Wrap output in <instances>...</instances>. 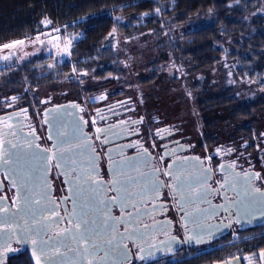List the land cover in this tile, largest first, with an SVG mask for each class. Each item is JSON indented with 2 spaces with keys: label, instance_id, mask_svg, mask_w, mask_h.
Returning a JSON list of instances; mask_svg holds the SVG:
<instances>
[{
  "label": "flooded vegetation",
  "instance_id": "flooded-vegetation-1",
  "mask_svg": "<svg viewBox=\"0 0 264 264\" xmlns=\"http://www.w3.org/2000/svg\"><path fill=\"white\" fill-rule=\"evenodd\" d=\"M64 97L35 108L19 93L0 97V228L10 231L0 264H264V124L245 121L234 141L197 139L162 106L141 112L103 87ZM70 100L84 128L53 145L42 111ZM34 147L48 151L37 193L14 175L35 169L18 156ZM25 186L34 199L17 198ZM31 204L48 211H17Z\"/></svg>",
  "mask_w": 264,
  "mask_h": 264
},
{
  "label": "trees",
  "instance_id": "trees-1",
  "mask_svg": "<svg viewBox=\"0 0 264 264\" xmlns=\"http://www.w3.org/2000/svg\"><path fill=\"white\" fill-rule=\"evenodd\" d=\"M260 4V0H0V48L51 30L81 34L72 42L68 59L44 73L38 71L43 56L35 55L8 68L1 66L0 78L10 88L25 86L24 97L36 105L29 88L72 81V71L82 79L115 73L110 64L115 58L116 34L132 37L152 31L161 35L165 28L206 19L207 23L179 37L165 36L161 45L168 46L173 57L196 72L210 70L226 56L235 61L234 69H230L236 75L258 80L264 77V14L256 13ZM229 38L232 48L226 50L225 40ZM156 78V69H151L138 84L147 85ZM109 84L105 81L95 89H109ZM71 85L72 93L78 92L70 97H78L79 92L89 94L90 88H81L77 80ZM193 99L201 116L206 117V112L210 115L201 121L205 139L219 135L213 130L226 125L228 130L223 133L234 141L241 132L238 123L250 124L255 114L264 110V91L251 86L239 94L234 86L224 83L216 92H196ZM23 262L19 258L14 264Z\"/></svg>",
  "mask_w": 264,
  "mask_h": 264
},
{
  "label": "rangeland",
  "instance_id": "rangeland-1",
  "mask_svg": "<svg viewBox=\"0 0 264 264\" xmlns=\"http://www.w3.org/2000/svg\"><path fill=\"white\" fill-rule=\"evenodd\" d=\"M260 1L261 4L256 13L264 14V0ZM145 18L146 15H144ZM205 23H207L206 19H195L182 25H174L170 29L165 28L161 35L149 31L126 37L122 33H118L114 39L115 58L110 64L115 73L104 78L82 79L77 76L76 72L72 71L70 72V77L74 78L72 81L46 83L29 88L30 98H36L37 104H39L40 98L52 96L53 99H60L64 95L60 96L59 93L66 92L64 97L66 99L78 92L75 90L72 93L71 90V84L76 83V80L81 88L88 87L90 89H95L97 85L107 81L111 86L108 89L110 93L119 94L123 91L122 94L130 97L141 112L146 106H162L157 111L162 112L172 121L182 122L187 132L199 139L202 133L201 121L210 115L209 112H206V117H203L198 113L193 104V95L196 92L203 89L216 92L224 83L234 86L239 94L246 92L250 86L261 92L264 91V77L251 80L248 77L243 78L236 75L230 69V67L234 69L235 61H229L226 56L221 57V60L210 70L196 72L191 69V65L184 64L183 61L173 57L168 46L161 45L165 36L179 37L189 29ZM80 35V33H62V31L51 30L31 39L11 42L8 45L10 47L3 46L0 48V67L8 68L16 63L27 61L35 55H42L43 58L39 62L38 71L44 73L47 69L68 59V50L72 42L77 40ZM224 46L226 50H230L232 40L226 39ZM151 69H156L157 78L155 81L147 85H139L138 80L143 76H148ZM72 73L75 75L73 76ZM25 90V86L10 88L4 85L0 78V97L10 93H19L25 105L35 108L32 99L24 97L23 92ZM80 93L77 94L78 97L73 96L71 98L81 99L87 96ZM251 120H256L258 124L263 125L264 110L256 113ZM249 122L251 123V121ZM243 123L238 124L242 125ZM224 127L226 125L221 128L217 127L216 131L224 135L223 132L228 130ZM256 127L260 128L259 125L255 124Z\"/></svg>",
  "mask_w": 264,
  "mask_h": 264
},
{
  "label": "water",
  "instance_id": "water-1",
  "mask_svg": "<svg viewBox=\"0 0 264 264\" xmlns=\"http://www.w3.org/2000/svg\"><path fill=\"white\" fill-rule=\"evenodd\" d=\"M78 104L74 100H70L67 102H63L60 104L52 105L49 107H46L42 111L43 115V122L46 126V132L50 139L53 141V145L56 144L57 146L64 145L66 142H72L77 139H75L76 130H80L84 128V122L81 120V117L78 114ZM31 137L33 135L31 134ZM30 153L22 152V154H19L18 156L25 159L27 157V154L33 159L34 162V170L29 173H23V174H17L18 177L21 178V181L25 184L29 181H35L36 185H32L34 187V191L40 192L39 185L42 184V181L48 180V161L46 159L47 156V150L34 147V149H31L29 151ZM20 158V159H22ZM3 161H0V164H2ZM25 177L27 179L22 178ZM15 191L17 194V198L22 200H32L35 197L31 196L30 194L33 192L30 189H27L25 187H15ZM37 198L39 200L45 199L48 201H52L51 198L47 197H41V194H36ZM45 201V200H44ZM90 203V202H88ZM18 210H23L24 215L27 218H31L33 215H41L47 210V206L43 204H34V205H25V206H19ZM15 212L12 215L18 216L19 212ZM4 212L0 211V215H3ZM2 224V223H0ZM9 229L5 231V233H2L0 231V245L7 241L9 239Z\"/></svg>",
  "mask_w": 264,
  "mask_h": 264
},
{
  "label": "snow or ice",
  "instance_id": "snow-or-ice-1",
  "mask_svg": "<svg viewBox=\"0 0 264 264\" xmlns=\"http://www.w3.org/2000/svg\"><path fill=\"white\" fill-rule=\"evenodd\" d=\"M5 47H10V46L6 45ZM98 131H99V130H98ZM0 211H6V209L0 208ZM0 231H3V229L0 228ZM37 264H40L39 259L37 260Z\"/></svg>",
  "mask_w": 264,
  "mask_h": 264
}]
</instances>
